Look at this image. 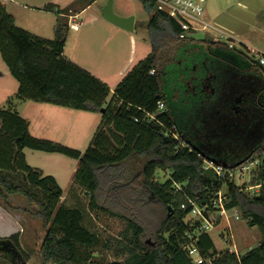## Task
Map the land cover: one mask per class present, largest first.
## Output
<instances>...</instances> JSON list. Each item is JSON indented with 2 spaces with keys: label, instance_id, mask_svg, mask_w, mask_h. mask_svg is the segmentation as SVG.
<instances>
[{
  "label": "trees",
  "instance_id": "trees-1",
  "mask_svg": "<svg viewBox=\"0 0 264 264\" xmlns=\"http://www.w3.org/2000/svg\"><path fill=\"white\" fill-rule=\"evenodd\" d=\"M139 1L150 17L147 31L152 51L125 75L114 92L65 55L70 28L57 6L48 4L43 8L58 15L54 38L46 39L18 27L14 16L0 2V54L19 84L8 109L0 110V200L6 206L11 197H22L29 206L24 211L41 222L44 237L37 249L42 264H193L185 249L192 242L211 264H264V237L258 247L244 255L218 251L211 236L199 232L200 222L187 221L192 211L189 199L200 207L211 206L215 193L224 189L226 208H239L243 220L264 233V142L247 157V161L260 159L262 163L253 182L262 187L257 195L249 196L234 180L220 179L212 170H204V161L211 160L199 152L203 150L198 135L191 129L196 111L210 103L214 79L224 61L246 74L264 75V68L259 63L255 65L256 58L250 57L246 49L241 54L226 43L222 44L228 50L213 46L215 42L211 41L207 46L201 45L190 35L181 39L180 26L157 9L155 0ZM178 51L185 52L186 63L193 59L195 66L189 72L179 65L182 60L175 55ZM172 61L178 67L170 68L168 63ZM248 68H252L250 73ZM152 71L154 75L150 74ZM15 100L87 113L105 111L88 148L80 152L33 137L29 121L15 109ZM160 104L164 106L162 110ZM25 149L77 160L78 169L69 191L82 189L88 206L67 207L61 203L62 188L52 176H44L41 169L27 163ZM135 160H140L135 176L140 200L159 203L166 214L150 243L146 237L151 234L135 216L112 212L100 201L102 190L117 183L116 177L104 182L103 176H110L109 172L115 176ZM216 160L228 168L239 166L242 161ZM159 171L171 172L163 184L156 179ZM175 184H180L182 191H176ZM182 205L186 207L183 209ZM100 212L127 223L114 243L103 240L87 225L89 214ZM8 239L20 251L23 261L28 262L20 235ZM100 247L114 251L117 259L105 262L95 255Z\"/></svg>",
  "mask_w": 264,
  "mask_h": 264
},
{
  "label": "rangeland",
  "instance_id": "rangeland-1",
  "mask_svg": "<svg viewBox=\"0 0 264 264\" xmlns=\"http://www.w3.org/2000/svg\"><path fill=\"white\" fill-rule=\"evenodd\" d=\"M42 1L43 0L38 2L35 1L32 5L41 3ZM109 1L110 0H101L98 4L93 3L91 5L82 3L80 5V8L86 9L82 16L87 17L91 13L99 14V11H101L103 7H106ZM42 3L46 2L44 1ZM115 3L116 8L118 7V5H122V7H127L129 10H131L133 15L136 16L137 21L141 22V24H143V21L145 22V20L148 19L147 13L143 11L142 7L140 6L137 0H115ZM114 12L116 14L119 13L118 10H115V8ZM207 12L212 28H210L207 32H198L188 35H190L196 40L213 38V40L220 42L226 41L222 37H230L236 40L234 43L236 46H238V48L241 46L240 43L244 41L246 43L256 46L259 49H264V0H209L207 5ZM52 16L53 17L50 16L52 21L53 19L55 20V18L58 17L57 14H54ZM27 21V23L21 24V22H19V24L16 25L35 35H42L43 38H54L52 22H50L49 26L47 20H45L42 23L41 27L46 31L42 30L39 32L33 25V23L40 24L38 18L35 19L31 16L27 19ZM137 31L138 34H141L143 38L148 39L146 31H142V33L141 30ZM77 36V33L74 32L71 35V39L77 38ZM175 55L177 56V59L182 60L179 64L183 66L182 69H187L189 72L190 69L194 68L195 63L193 59L189 58L188 63L185 62V52L178 51L177 53H175ZM168 64L170 65L169 67H173V69L175 67H178L177 63L173 61ZM18 87V82L10 75L9 69L2 60L0 54V110L8 109V102L11 98L16 95ZM17 103L18 101L15 100L14 105H17ZM28 104H34V102L32 103V101H29ZM43 106V108L45 109L50 108V111H34V114H32L28 113V111L23 112V110L21 111L20 116L24 119H26L27 117L31 119L33 129L35 128V126L39 127L40 123L42 125L43 121L41 120L47 118L53 121L60 120L70 124H75V127L79 126V128L77 127V131L81 130V134L84 135L78 139H64L62 137L53 136L52 134H46L44 136L47 138H52L53 140L35 137L33 135L32 136L39 139L53 141L62 144L66 147L78 150L80 152H85L91 140L93 139L97 128L100 125L101 116L97 113H87L80 111L78 112L70 108L59 107L50 104H44ZM53 109L65 110L66 112L75 114L77 117L73 119V115L63 116L56 112H52L51 110ZM83 116L86 118H83ZM30 152L35 155L33 160V163H35V165L44 166L47 170L56 169L60 166L64 168L65 179H62V185L64 190L66 191V194L61 199V203H63L67 207H76L79 204L84 207L88 206V198L86 194L82 191V189L76 187L74 193H72L69 191V186L67 185V183L72 182V171L74 167L78 166V161L74 159H67L68 163H60L55 159L52 160L42 157L43 155H41L42 153H40L39 151ZM139 165L140 160H135L134 162L125 165L121 170H118L117 173L114 174L115 176H112L110 172V176L108 174H105L103 176L104 182L108 181L110 177H116L117 183H113L112 185L110 184L108 185L109 187H106L102 190L100 195V201L103 207L108 208L112 212L121 213L124 215L130 214L129 216H135V218H137V220L144 225L147 232L151 234V236L146 237V241L150 243L153 241L152 234L154 233V230L158 228L159 224L165 218L166 214L164 207L161 206L159 203H144L140 200L139 186L137 185V181L135 179V176L137 175L140 169ZM260 168L254 170L251 174H246L242 176L241 179H233L237 186L242 188L244 192L249 196L257 195L256 189L253 188L255 186V183L253 182L255 179L258 178ZM170 176V171H159L156 174V179L159 181V183L163 184L170 178ZM0 207L12 214L13 217H15L14 219H12L11 215H0V232L11 231L14 229L15 224H18L20 222L23 225L25 232L24 248L30 258L27 263L42 264V258L38 253L37 248L41 244V241L44 237V228L39 220L35 219L34 217H31L28 213L24 211L29 208L26 200H24L20 196L11 197L6 206H4L2 200H0ZM235 212V214L233 212L228 213L227 220H229V223L231 224L233 230L232 233L235 235L234 246L236 250L222 241V239L225 238L226 234L229 231L226 217L220 219V222L217 225L218 227L216 226L214 230L210 232V236L215 242L218 251H226L230 247L232 250H235L237 254L244 255L249 250L255 249L258 246V241L263 239L264 233L258 226H249L247 222L243 220L242 213L239 208H236ZM237 216L239 217V220H236ZM88 218L89 219L87 220V225L90 227V229L97 232L103 240H110L113 243L116 240L120 239L121 233L127 226V223L124 219L115 217L110 213H91L89 214ZM235 225L241 226L242 228L239 231H235ZM95 255L102 257L105 262H111L117 259L114 255V251H105L101 247L95 251ZM0 264H11V262L7 259H4L3 257H0Z\"/></svg>",
  "mask_w": 264,
  "mask_h": 264
},
{
  "label": "crops",
  "instance_id": "crops-1",
  "mask_svg": "<svg viewBox=\"0 0 264 264\" xmlns=\"http://www.w3.org/2000/svg\"><path fill=\"white\" fill-rule=\"evenodd\" d=\"M35 1L38 2L41 0H1L0 2L6 5L8 12L14 16L16 24H19V22H21V24L27 23V19L31 16L35 19L38 18L41 25L38 23H33V25L39 32L44 30L41 26L45 20H47L49 26L50 22H52V29L54 30L58 17H56L55 20L53 19L52 21L50 16L53 17L52 15H54L55 13L45 12L43 11V8L48 4L57 6L58 9L62 12L61 16L67 18L70 28L65 47V55L75 64L89 71L94 76L106 83L111 89V92H114V89L125 77V75L138 62L146 58L152 51L147 31L148 23H146L150 20L148 14V19L145 20V22L143 21V24H141V22L137 21L136 16L133 15L131 10H129L127 7H122V5H118V7L116 8L115 0H112L113 11L115 8V10H118L119 12L117 13L118 15L114 12L117 16L122 18H134V30L132 32H129L117 26H114L113 24L105 20L102 14V11L105 7H103L101 11H99V14L91 13L89 16L83 17L82 15L86 11V9L80 8V5L83 3L81 0H43L42 2L45 1L46 3L41 2L32 5ZM100 1L101 0H94V4H98ZM137 1L143 9L141 2L139 0ZM75 17L79 21L77 29L72 28ZM207 20L210 22L208 12ZM137 30H141V33L142 31H146L148 39L143 38L141 34H138ZM74 32H76L78 36L77 38L72 37L73 39H71V35ZM37 36L42 37V35ZM232 40L236 41L233 38ZM208 41L215 42L214 45L212 44L213 46H219L222 49H226L225 45L222 44L225 42L216 41L213 40V38H206L204 40L195 39V42L204 46H207L209 44ZM240 44L241 46L239 48L238 46L234 48L238 53L242 54L245 49H248L255 50L258 54L264 55V49H259L256 46L244 41H242ZM231 50L233 51V49ZM258 63L259 62L257 61L255 65L258 66ZM261 67L264 68V66ZM248 71L250 73L252 71V68H248ZM251 76L252 74H246L240 68H237L236 66L231 65L229 62L224 61L220 67V70L218 71V75L215 77V79L212 78V80H215V84H213V90L211 89L212 91L210 93L209 99L210 103L207 104L206 107H202L196 111V121L191 128L192 132L198 135L200 148L205 151L211 158L218 160H226L229 158L231 162H239L240 160H243L250 156L255 149L263 145L264 123L252 119L249 121L241 122L240 124H237L236 122L234 123L220 120L223 112V105L227 104L229 105V107L232 106L233 101L246 91L248 82L247 79ZM28 103L29 101H18L17 105H15L16 111L19 114H21V111L23 110V112L28 111V113L32 114H34V111H50V108H43L44 104L35 102L34 104ZM51 111L63 116L73 115V119L77 117L75 114H71L70 112H66L65 110L53 109ZM97 114L101 116L100 113ZM83 118L86 117L83 116ZM26 120L29 121V129L31 135L35 137L53 140L52 138L44 137L46 134H52L53 136L62 137L64 139H78L84 135L81 134V130L77 131V127L79 128V126L75 127V124H70L65 121H53L46 118L41 120L43 121L42 125L40 123L39 127L35 126V128L33 129L31 119L27 117ZM30 151L34 150H24L27 163L32 167L41 169L44 173V176H52L56 180L58 185L62 188L65 195L66 191L64 190L62 185V179H65L64 168L60 166L56 169L47 170L44 166L35 165V163H33L35 155ZM39 152L42 153V157L52 160L55 159L60 163H68V160L71 159L58 153H46L41 151ZM77 169L78 166L74 167L72 171V182L67 183V185L69 186V190L73 186L74 175ZM3 214L11 215L12 219L15 218L12 214L0 207V215ZM234 228L235 231H239L242 227L235 225ZM232 232L233 230L231 227V234L233 235V241L235 244V235ZM24 233V227L19 222L18 224H15L13 230L8 232L1 231L0 240L8 239L12 235L19 234L20 245L25 251ZM261 242L262 239L258 241V246ZM215 247L217 249L216 244Z\"/></svg>",
  "mask_w": 264,
  "mask_h": 264
},
{
  "label": "built area",
  "instance_id": "built-area-1",
  "mask_svg": "<svg viewBox=\"0 0 264 264\" xmlns=\"http://www.w3.org/2000/svg\"><path fill=\"white\" fill-rule=\"evenodd\" d=\"M157 3V9L164 14L172 17L176 20L181 29V39H185L188 34H194L198 32H207L211 27L210 22L207 20V5L209 0H155ZM74 24L72 28L77 29L78 19L74 18ZM225 43L228 45L230 49H234L236 47L235 41L230 37H222ZM247 53L250 57L256 58L261 66H264V55L258 54L255 50L246 49ZM154 75L155 72L152 71L150 73ZM160 109L164 108L163 104L159 105ZM262 165L259 159H254L251 161H247L239 166L228 168L223 165H218L213 163L212 161L205 160L204 161V170H212L217 178L225 179L229 178L231 180L235 178L241 179L242 176L246 174H251L254 170L260 168ZM176 191H182V186L180 184H175ZM262 187V184L259 183L255 185L253 188L256 189V193L258 194ZM227 195L224 189L219 190L215 193L214 197L211 200V206L200 207L194 201L189 199V203L192 206V211L187 217V221L189 222H200L201 227L199 232L207 233L210 235V232L214 230V228L219 224L220 219L226 217L228 213L233 212L235 209L228 210L226 208ZM186 206L182 205L184 209ZM213 216H217L216 218ZM191 217V218H190ZM236 220H239V217H236ZM228 223V233L222 241L230 247L234 246L233 235L231 234V227L229 220ZM218 227V226H217ZM227 250L231 253L237 254L235 250L231 248ZM188 252L189 257L191 258L193 264H211L210 260H207L202 257L199 249L195 245V243H190L185 247ZM224 251V250H223Z\"/></svg>",
  "mask_w": 264,
  "mask_h": 264
},
{
  "label": "water",
  "instance_id": "water-1",
  "mask_svg": "<svg viewBox=\"0 0 264 264\" xmlns=\"http://www.w3.org/2000/svg\"><path fill=\"white\" fill-rule=\"evenodd\" d=\"M102 14L108 22L123 30L132 32L134 30V18H122L117 16L113 11V1L110 0L108 5L103 9ZM246 91L233 101L231 107L223 105V112L220 117L221 121L236 122L240 124L244 121L256 120L264 123V75L256 74L247 79ZM104 109L101 114L104 113ZM203 157L208 158L215 164H219L214 158L208 156L204 151H199ZM248 158L240 161L237 165L243 164ZM226 166V164H223ZM0 255L9 260L11 264H27L23 261V256L14 243L9 239L0 240Z\"/></svg>",
  "mask_w": 264,
  "mask_h": 264
}]
</instances>
